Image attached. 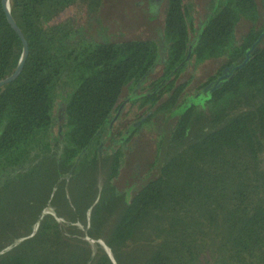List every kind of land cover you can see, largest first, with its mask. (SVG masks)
I'll list each match as a JSON object with an SVG mask.
<instances>
[{
	"label": "trees",
	"instance_id": "obj_1",
	"mask_svg": "<svg viewBox=\"0 0 264 264\" xmlns=\"http://www.w3.org/2000/svg\"><path fill=\"white\" fill-rule=\"evenodd\" d=\"M74 1L9 0L28 56L18 77L0 87V170L18 167L0 182V264H264V0H218L198 47L209 43L224 66L243 60L203 108L186 101L181 86L162 99L167 103L150 122L156 137L144 172L120 168L121 150L91 148V139L116 111L126 84L152 66L148 42L93 52V71L66 105L62 145L47 144L65 66L55 53L56 28L46 24ZM187 2L166 3L167 34L181 49L174 63L186 45L176 34L193 22ZM242 19L250 25L239 33ZM21 52L0 0V80L15 71ZM150 147L130 152L129 163ZM99 171L106 176L98 188ZM128 189L134 190L129 197ZM47 207L71 236L43 212ZM76 209L80 217L67 216ZM74 222L89 224L86 235L102 238L112 256L81 247Z\"/></svg>",
	"mask_w": 264,
	"mask_h": 264
},
{
	"label": "flooded vegetation",
	"instance_id": "obj_2",
	"mask_svg": "<svg viewBox=\"0 0 264 264\" xmlns=\"http://www.w3.org/2000/svg\"><path fill=\"white\" fill-rule=\"evenodd\" d=\"M108 1L75 0L46 24V27L56 28L55 53L60 60L59 66H65L60 68L58 75L47 144L62 145L67 121L65 108L75 86L79 87L93 71V52L116 42H148L151 47L150 56L153 58L152 66L144 74L134 75L126 84L116 111L107 116L96 136L91 139V148L102 147L105 153H116L120 149V161L126 163L120 165V168L139 170L138 158L136 163H129L130 152H139L143 146L142 138L153 141V136L156 137V129L150 126V122L157 115L159 105H164L165 101L162 99L172 95L174 89L181 86L185 100L197 109L203 108L212 98L213 92L222 88L235 75L236 67L243 59L238 58L224 66L226 62L221 56L217 57V53L210 51L209 43L198 47L206 22L217 13L218 0H188L185 6L192 13L193 22L188 25V30L177 31L176 39L186 38V45L181 59L176 63L175 56L181 49L179 46L175 51L174 36L167 34V0H162L161 8L155 13H149L146 0H120L121 3L111 10ZM117 5L120 7H116ZM249 25L242 19L236 26H241L243 30ZM242 30L237 31L240 33ZM244 31L245 29L242 33ZM261 38L262 36L257 40L260 41ZM205 39L208 42V37ZM191 46L193 48L190 52ZM249 49L244 58L251 54ZM191 109L192 107H188L185 111L190 112ZM148 126L150 129L146 130ZM98 140H101L100 145ZM82 152L77 156L76 162L81 158ZM16 172L18 167L15 166L10 167L8 172L0 170V182ZM72 172L73 169L60 174V180L68 181ZM49 208L43 212L54 218L59 217Z\"/></svg>",
	"mask_w": 264,
	"mask_h": 264
},
{
	"label": "rangeland",
	"instance_id": "obj_3",
	"mask_svg": "<svg viewBox=\"0 0 264 264\" xmlns=\"http://www.w3.org/2000/svg\"><path fill=\"white\" fill-rule=\"evenodd\" d=\"M123 2H125V0H123ZM161 2H162V0H146V4L145 5H146L149 13H155V12H158L159 9L161 8ZM108 3H109V9L111 10L113 6H115L116 4L121 3V1L120 0H109ZM116 7L119 8L120 5H117ZM200 7H201V5H200ZM139 8L142 9L141 6ZM239 29L242 30V27L239 26ZM149 129H150V127L148 126V128L146 130H149ZM142 145H144V147L147 146V145L151 146L150 148H148L147 150L144 151L145 153L142 152V154L140 155V157H138V158H145V157H142V155L145 156V154L149 156V157L146 156V159L140 160L139 162H137L138 163L139 170L144 172L147 163L151 159V154L153 153L154 145H153L152 141H147L145 138H142ZM120 164L121 165L124 164V161L122 160L120 162ZM105 176H106V172L105 171H101V172L99 171L98 172V174L96 176V186H98V188L101 187V185L103 184V181H104V177ZM133 191L134 190L128 189L127 196L129 197L130 194ZM49 210L50 211H54L52 208H49ZM67 216L70 217L71 219H77L78 217L81 216V213L79 211H77V209H76V210H73L71 213H68ZM115 218L116 217L113 216L111 218V220L106 223L105 228L103 229V232H104L103 233V236H102L103 238L109 233V231H110V229H111V227H112V225H113V223L115 221ZM56 219L59 222L60 226H63V230H64L65 236H71V235H67V233L65 232L66 231V227H64L65 226L64 225L65 224V220L62 217H57ZM74 224H75V222L73 223V225ZM88 225L89 224L82 225L80 223H77V226H78V228H79V230L81 232L80 239H81V241H83L80 244V246L83 247V248H85V249L88 248L90 250V252H91L92 255L95 254L98 251V248L97 247H100L107 254H109V256H112L110 249L108 248V246H106V244H105V242H104V240L102 238H99L97 240H94V239H92V238H90V237H88L86 235V231H87ZM85 242H87V244ZM70 243H73V242H70ZM120 256H121V254H120Z\"/></svg>",
	"mask_w": 264,
	"mask_h": 264
},
{
	"label": "water",
	"instance_id": "obj_4",
	"mask_svg": "<svg viewBox=\"0 0 264 264\" xmlns=\"http://www.w3.org/2000/svg\"><path fill=\"white\" fill-rule=\"evenodd\" d=\"M1 3H2V8L4 10V13L6 15V19H7L8 23H9L10 27L15 31V33L18 35V37L20 38V40L22 42V52H21V56H20V59H19V62L17 64V66H16L15 71L10 76L0 80V87L5 85V84H8V83L14 81L18 77V75L20 74L21 70L23 69V66H24L25 61H26L27 56H28V44H27V41H26L25 37L23 36V34H22L21 30L19 29V27L17 26V24L13 20L11 14H10L9 0H1ZM192 48H193V46L190 47V52H191Z\"/></svg>",
	"mask_w": 264,
	"mask_h": 264
}]
</instances>
